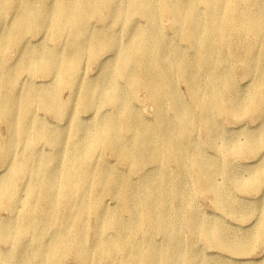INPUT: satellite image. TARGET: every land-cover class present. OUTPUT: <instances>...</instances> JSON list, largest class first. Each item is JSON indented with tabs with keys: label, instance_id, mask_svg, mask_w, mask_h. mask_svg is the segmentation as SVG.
Here are the masks:
<instances>
[{
	"label": "bare ground",
	"instance_id": "obj_1",
	"mask_svg": "<svg viewBox=\"0 0 264 264\" xmlns=\"http://www.w3.org/2000/svg\"><path fill=\"white\" fill-rule=\"evenodd\" d=\"M220 116L262 122L231 133ZM0 123V264H226L264 249V0H0ZM233 192L263 202L246 211ZM199 196L254 231L204 220Z\"/></svg>",
	"mask_w": 264,
	"mask_h": 264
},
{
	"label": "rangeland",
	"instance_id": "obj_2",
	"mask_svg": "<svg viewBox=\"0 0 264 264\" xmlns=\"http://www.w3.org/2000/svg\"><path fill=\"white\" fill-rule=\"evenodd\" d=\"M162 23L166 27L168 22L165 19H163ZM35 39L36 38H32L33 41ZM237 53H239V51ZM15 58H16V55H15L14 51L11 50L9 53L8 62L13 63ZM84 66H86V65H84ZM87 72L91 78H93L97 73L96 69L94 67H91V66H87ZM232 73H233V77L235 79L236 85L242 90L247 89L248 85H249L248 82H249L251 77H246L243 74V71L239 66H235L232 70ZM35 81L37 82V84H42V82H43L41 78H37V77L35 78ZM178 90L181 93V95L186 98L185 87L183 84H181V83L178 84ZM66 96H67V93H63L62 98L66 99ZM136 98L138 100H140L139 102L135 100V102L137 104V109L142 113V115L144 116V118L146 120L151 121L154 117V108L149 103L144 102V95L142 92H140V91L137 92ZM40 120H41V122H44V123H47V122L52 123L53 122V120L50 118L49 115H47V118L40 117ZM217 120H218V122H220V125L222 126V128L224 130L230 131L231 133H236L240 126H241V129H246V130H250L252 132H256L260 129L259 127L261 126V122H262V120L259 121L260 119H255V117H251V116L241 118L240 121H230V120H227L225 118V116H220V117H218ZM0 132L2 134L6 133V127L3 123H0ZM199 138H201V140H202L201 135H199ZM204 152H205V154H207L211 157H216L215 152H213L209 148H204ZM107 160H108V162L113 163V159L111 157H108ZM234 163L238 168H241V169L242 168H249V166L255 165V162L253 163V161L251 159H248L246 157L236 158ZM170 168L172 170L174 169L173 167H170ZM0 172H1V169H0ZM133 177H134V179L137 178L136 175H134ZM233 195L236 197V200L239 203L246 205V206H244L246 211H249V209L251 207H254V206L259 207L263 202L261 194H252V193L240 194L237 192H233ZM105 200H107V199H105ZM114 203L115 202L113 199L107 200V204H109L110 207L116 208V205ZM195 206L198 210L199 215H201V218H203L204 220H206L208 222L218 221L227 230L229 228L230 230H233V231H236V232H239L242 234H250L254 231L253 227H254L255 222H256V218H254V217L245 218L243 220L244 222L239 225L240 230H234V229H237V226H236V223L234 222V220H232L230 217L226 216L224 213H222V212L218 211L216 208H214L212 206L210 199H208L206 197L199 196L196 199ZM248 206H250V207H248ZM11 218H12V215L9 212L0 211V220L1 221L10 220ZM90 223H92V221ZM184 236H185L186 240H189L191 238L190 234L187 232H185ZM156 239H159V237H156ZM196 245H197V247H199V250L207 251L201 245V242L197 241ZM7 248H8V245L0 244V250L4 251V250H7ZM212 252L213 251H211L209 253H212ZM250 255L251 256H246V257L235 256V258L243 259V260L233 261V259H231V257H227V258H223L224 260H222V261H225L224 263H226V264H262V263H264V249L263 248H259V247L256 248V250L253 253H251ZM251 260H255V263H251ZM63 264H76V262L72 259H67Z\"/></svg>",
	"mask_w": 264,
	"mask_h": 264
}]
</instances>
